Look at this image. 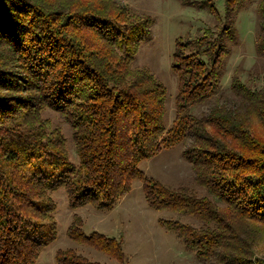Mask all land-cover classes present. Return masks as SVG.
<instances>
[{
    "label": "trees",
    "instance_id": "obj_1",
    "mask_svg": "<svg viewBox=\"0 0 264 264\" xmlns=\"http://www.w3.org/2000/svg\"><path fill=\"white\" fill-rule=\"evenodd\" d=\"M241 1L225 0L227 19ZM256 10L255 50L264 57V0ZM129 15L116 0H0V41L13 45L31 89L38 91L29 98L0 94V264H35L54 241L50 194L56 189L64 188L71 209L89 205L108 211L136 179L151 208L199 222L161 220L198 260L264 264L254 256L255 248L264 246V135L252 121L264 126V84L251 88L233 76L230 89L240 110L216 104L196 117L190 108L210 101L219 88L226 46L218 42L211 51L207 42L217 36L199 37L195 42L204 46L205 61L197 53L184 54V44L176 43L175 114L165 125L164 86L146 68L132 65L139 44L149 37L150 19L131 14L135 21H129ZM224 26L223 34L232 31L231 24ZM1 68L0 87L17 88L12 73ZM45 107L65 114L73 128L78 166L55 136L35 127L33 114ZM16 108L25 111L9 117ZM189 132L192 145L184 156L206 195L169 188L139 168ZM67 235L109 258L126 259L121 239L85 233L77 215ZM54 260L105 264L71 248L56 250Z\"/></svg>",
    "mask_w": 264,
    "mask_h": 264
},
{
    "label": "rangeland",
    "instance_id": "obj_2",
    "mask_svg": "<svg viewBox=\"0 0 264 264\" xmlns=\"http://www.w3.org/2000/svg\"><path fill=\"white\" fill-rule=\"evenodd\" d=\"M259 1L242 0L230 19H227L225 0H116L129 8L130 15L150 19L151 24L147 25L149 37L139 44L132 65L146 68L164 86L165 125L171 124L175 114L177 76L172 69V63L176 43L178 46L184 44V54L197 53L205 61L206 55L201 52L204 46L200 48L195 42L199 37L217 36L214 42H207L211 40L209 38L203 40L210 43L206 46L211 51L216 50L218 42H224L226 46L219 88L210 101L194 104L190 108L196 117L204 115L216 104L239 109L241 102L230 89L233 76H237L251 88L264 84V57L256 52L254 42L258 31L256 8ZM129 21L135 20L130 17ZM224 24L232 25L230 33L223 34ZM19 61L13 45L2 38L0 68L12 73L10 78L18 81V87L14 90L0 87V94L23 98L38 96V91L31 89L30 77ZM17 108L8 113L11 115L9 117H16V114L19 116L25 111L24 108L20 111ZM32 118L36 122L35 127L40 124L46 135L56 137V143L62 145L61 148H64L69 160L78 166L74 130L65 114L45 107L34 113ZM20 120L21 118L18 119ZM252 121L255 130L264 135L261 122L257 119ZM192 140L189 132L181 143L161 149L154 156L142 161L140 170L144 175L169 188L188 187L198 195H206L205 190L196 184L194 169L184 156L185 150L192 145ZM50 196L55 204L52 216L56 237L42 249L35 264H55L56 250L66 248L74 249L92 261L105 264H207L198 260L194 251L186 248L180 237L161 220L177 219L194 226H198L199 222L188 215L151 208L145 199L141 182L137 179L132 181L131 189L108 211L89 205L71 209L63 187L53 191ZM73 215L80 217L81 228L85 233L95 231L107 237L121 239L126 259L123 262L117 261L101 251L71 240L67 235V228ZM254 256L264 258V246H257Z\"/></svg>",
    "mask_w": 264,
    "mask_h": 264
}]
</instances>
